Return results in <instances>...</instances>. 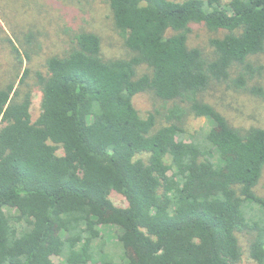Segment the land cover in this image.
<instances>
[{
  "label": "trees",
  "instance_id": "obj_1",
  "mask_svg": "<svg viewBox=\"0 0 264 264\" xmlns=\"http://www.w3.org/2000/svg\"><path fill=\"white\" fill-rule=\"evenodd\" d=\"M108 5L131 56L104 58L98 34L68 28V47L36 73L35 120L30 90L0 87V264H242L238 232L245 264H264V128L232 125L202 97L228 81L264 100L263 85L247 86L263 72L251 58L264 51V0ZM199 22L225 31L208 54L187 44ZM148 90L171 104L141 117L133 98ZM190 114L209 126L188 131ZM104 224L119 227V254Z\"/></svg>",
  "mask_w": 264,
  "mask_h": 264
},
{
  "label": "rangeland",
  "instance_id": "obj_2",
  "mask_svg": "<svg viewBox=\"0 0 264 264\" xmlns=\"http://www.w3.org/2000/svg\"><path fill=\"white\" fill-rule=\"evenodd\" d=\"M229 0H223L228 2ZM90 30L99 35L101 55L104 58L129 57L131 52L114 26L108 0H0V87L13 82L21 91H31L30 114L35 120L40 112L41 91L36 83V73H45V58L50 54H62L69 45V32L66 30ZM33 30L34 37L27 41L25 32ZM224 30L210 31L202 22L192 23L187 37L189 46L200 47L206 54L211 50L209 39L222 36ZM10 39L18 48L20 56L11 49ZM28 54V57L26 56ZM256 64L263 66L261 76H255L247 86L259 83L264 86V51L252 56ZM28 74L23 84L19 83L23 70ZM145 64L137 67V73L146 72ZM202 97L214 105L228 121L235 126L256 125L264 128V100L249 90L236 89L229 82L213 83ZM171 101H163L151 91H143L133 98V105L141 117L154 109L163 111V106ZM164 120L159 117L158 124ZM210 122L204 117L188 115L185 128L193 131L207 128ZM255 191L264 197V168ZM110 200L117 206L127 205L126 199L112 191ZM106 249L119 254L121 247L117 241L120 229L113 224L101 225ZM243 254L241 263H252L248 254L249 236L237 233ZM118 256V255H116ZM116 259H119L116 257ZM58 262L56 256H52Z\"/></svg>",
  "mask_w": 264,
  "mask_h": 264
}]
</instances>
